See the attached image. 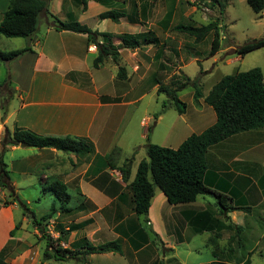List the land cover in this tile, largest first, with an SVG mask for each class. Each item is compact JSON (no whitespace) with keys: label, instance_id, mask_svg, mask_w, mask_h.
I'll use <instances>...</instances> for the list:
<instances>
[{"label":"crops","instance_id":"obj_1","mask_svg":"<svg viewBox=\"0 0 264 264\" xmlns=\"http://www.w3.org/2000/svg\"><path fill=\"white\" fill-rule=\"evenodd\" d=\"M60 1L68 7V11L63 14L62 18H59L60 22H69L72 17V20L88 26L86 20L92 2L102 6L99 7L100 10L96 16L98 20H101L99 19L100 14L109 10L124 12L126 16L118 23L102 20L113 22L116 26L115 32L100 31L88 27L100 33L113 34L116 36L114 41L116 45L120 44V37L125 35L138 39L142 44L135 49H120L116 62L109 58L95 67L94 61L98 57V48L95 43L88 39L87 35L56 30L53 24L47 23L44 28L38 25L36 37L26 39L27 43L24 48L29 47L32 52L25 53L14 61L0 63V90L6 86L10 90L6 104H3L4 100L0 93V141L6 133L13 134L16 130H26L40 137L82 140L92 148V151L84 154L63 153L50 148H26L27 152L31 153L20 167L16 168L15 163L11 165L6 163L10 184L16 195H18L16 190L21 188L22 181L30 186H35L36 179L32 175L35 173L34 170L40 167L43 169L39 176V182L42 185L50 180L60 181L67 186L72 197L76 196L75 198L80 202L96 206L102 205L94 214L105 210L104 217L109 224V229L113 225L112 232L119 235V239L128 242L118 232V229L124 225L127 227L126 221L132 220L136 225V233H139V220L134 216L132 210L130 216L124 214L123 206L126 201L122 194H124L126 185L134 180L139 163L146 159L140 158L134 169L133 163H135L139 153L136 150L144 146L134 144L131 140V131H129L130 108L144 97V88L141 87L151 82L149 80L146 83V78H152V84L149 87L154 88L157 94H160L157 76L160 75L161 71L167 70V60L171 58L170 56L165 59L163 53L172 55L174 52V48L168 47V30L171 27L172 8L171 10L161 8L157 10L153 7L154 0H135L137 8L132 12V0L128 9L125 7L116 9L114 7L118 5L120 0H111L108 4L89 0L86 11H83L80 6L76 13H72L71 4L73 1L68 0L70 3H66L65 0ZM218 1L220 2V0H216V4L219 6ZM225 1L228 5L230 0ZM8 5L9 0H0V23ZM223 6L226 9V5ZM55 14L58 15V13ZM197 22L194 21L193 26H203L197 25ZM208 24L205 23L204 25ZM176 27L174 26V29ZM164 33L165 37L162 38ZM98 41L103 43L104 39L99 37ZM0 42L4 44L2 39ZM199 43L195 42L193 38L194 45ZM235 49V47H230L229 51L233 50L231 54H236ZM182 50L180 48V51ZM0 51L11 52V50L3 51L1 49ZM223 52L227 54L228 49L222 50L221 47L212 56L216 62L218 59L215 58ZM188 55L189 57L184 58L181 53L174 52L176 61L179 59L184 63L178 68L183 73L188 59L194 56L193 58L197 60L196 54ZM240 58L242 57H228L223 61V64L233 65ZM120 68L125 70L123 79L118 78ZM184 75L186 74L184 73ZM8 76L11 79V84H4ZM137 91H141L140 96H133L132 94ZM206 95L204 94V96ZM194 104L196 105L195 108L187 105L183 114L178 112V119L168 123L166 130H164V137L161 140H155L154 143L162 147L170 145V148L177 149L189 136L201 134L216 123V115L208 111L203 98L198 103L194 100ZM4 105L6 111L3 109ZM169 109L171 108L166 110L161 108L153 116H144L140 120L142 139L146 140L149 132H151L150 140L151 142L154 141V133L163 124ZM116 147L120 149L117 167H122L126 159L133 158L128 183L123 182L119 170L111 169L107 164L106 159ZM22 149L24 148L20 146L12 147L7 153ZM206 162V184L214 191L233 198L235 205L250 207L246 192L248 188L254 189L261 195L259 201L263 208L258 214V220L264 222V127L236 134L210 147ZM133 170L135 171L134 177H132ZM14 175H18V177ZM0 191L3 196H6V192H3L1 187ZM75 191H80L81 194H76ZM18 201H20L19 195ZM226 202L228 204L227 200ZM16 205L17 202H13L10 209H0L1 229L3 227V231H0V252L5 247L7 248L8 255L5 260L7 264H9L7 259L11 253L9 245L18 231L14 237H10V232L18 223L14 213ZM209 206H212L211 209ZM217 206V202H213L211 205L203 196H199L193 203L173 206L168 204L163 193L157 194L149 211V224L154 227L152 234L158 235L157 238L160 243L164 244V248L168 249L169 253H165L164 255L167 256H163V259L157 255L158 262L152 258L142 261V254H139L150 245L151 240L137 251L128 242L133 254L137 256L135 259L138 257L141 259L140 261L137 259L136 264H164L165 262L171 264L170 262H174L176 246L186 242L184 235L188 227L193 228L195 234H200L199 231L203 229H205L203 232H210L209 229L213 228L214 232L220 233V239H222L224 235L220 229L231 223L239 233V238L235 235L229 237L230 251L234 252L239 249L243 245L240 240V231L243 229L241 218L252 216L253 208L250 207L248 212L225 210L223 214V211L218 210ZM165 211H167L166 216H164ZM215 220L219 223L215 224ZM91 224L93 222L87 227L89 228ZM64 228L68 229V227ZM74 232H76V237L78 231H73L70 235ZM86 236L93 245L98 243L94 238L95 231H88ZM130 236L136 237L135 234H130ZM166 237L172 242L170 240L168 242ZM72 243H69L68 240L67 246L70 247ZM215 247L217 250L215 248L214 250L218 253L219 246L217 243ZM155 250L157 251L156 248ZM169 254L172 255L169 256ZM92 256L88 258L91 259ZM243 263L244 260L238 258L236 264Z\"/></svg>","mask_w":264,"mask_h":264},{"label":"trees","instance_id":"obj_2","mask_svg":"<svg viewBox=\"0 0 264 264\" xmlns=\"http://www.w3.org/2000/svg\"><path fill=\"white\" fill-rule=\"evenodd\" d=\"M81 6L83 11L87 10L89 0H72ZM101 4H108L111 0H95ZM219 2V1H218ZM252 11L258 15L264 12V0H246ZM50 0H9L7 11L4 13L3 20L0 23V35L7 38H25L32 39L38 30L40 17L42 14L54 16L48 10ZM131 11L137 8V3L132 0ZM219 15L223 17L225 6L219 2ZM126 14L119 10H109L99 15L101 20H111L118 23ZM55 17V16H54ZM203 26H185L179 25L175 29L178 32L185 33L195 42L199 43L213 33L214 37L211 43L209 57L214 56L221 48V38L219 29V19ZM56 30L70 31L87 35L88 39L95 43L98 48V57L94 61L97 67L105 60L111 58L113 62L118 59L119 50L123 48L135 49L141 46V42L130 36L120 37V44H115V38L111 33H100L93 31L86 25H82L75 20L69 22H60L56 18L54 24ZM99 37L104 39L103 43L98 41ZM264 47V39L247 43L243 46L236 47L235 53L240 57H245L248 53ZM32 52L27 47L22 50L2 52L0 51V63H8L21 57L23 54ZM124 69L118 71V78H124ZM183 82L176 83L175 88L159 84V93H166L176 110L183 114L186 111V104L180 100L178 93L192 87L194 90V100L196 103L200 99L210 106L216 114V123L207 128L201 134H192L177 149L162 147L153 143L146 145L147 159L142 160L137 168L134 180L126 185L129 190L131 199V210L134 216L139 220L140 216H146L145 221L149 224V211L152 201L155 197L156 188L167 199L168 204L177 206L190 204L197 200L199 196L212 195L216 198L217 204L226 211L242 210L250 211V207L235 205L233 198L211 189L205 182L207 171L206 156L210 147L243 132L257 130L264 127V76L260 68H253L248 71H237L234 74L226 75L204 96L198 79H190L182 75ZM11 84L8 76L4 84ZM168 102L163 104V110L169 108ZM6 111L5 105L3 106ZM20 146L22 148L38 149H55L63 153L84 154L92 151L91 146L82 140L70 138L40 137L30 131L16 130L13 134L6 133L0 141V187L9 191V197L13 202L18 201V195L11 186L7 165L4 161V155L12 147ZM120 149L114 148L112 153L106 159L111 169H117L122 175L124 183H128L133 158L126 159L122 167H117ZM58 202V206L53 204L49 213L37 218L34 213H23L24 216H31L32 224L41 234V238L46 241V247L43 257L46 260H55L66 262L75 260L78 264H84L86 257L95 254H119L123 255L122 246L116 242H107L100 245H93L91 242L84 240V244L73 242L70 247H64L62 244L67 243L71 232L78 231L89 224L91 221H85L79 224H72L65 229L63 225L58 226V237L54 238L45 233L44 225L57 214H69L73 211L70 206L72 195L67 186L60 181L54 182L48 189ZM122 196L126 200L125 193ZM226 200L231 203L227 206ZM226 206H225V205ZM21 207L25 208L24 204ZM229 207V208H228ZM28 211L27 208H25ZM224 210V211H225ZM223 211V210H222ZM224 211L222 212L224 214ZM215 224L219 222L214 221ZM127 227L122 226L118 232L124 236L130 243L131 247L137 251L150 242L149 236L140 228L136 233V225L132 220L126 221ZM20 223L10 232V237H14ZM238 229V227H236ZM205 229L199 231L203 232ZM214 232L213 228L209 229ZM196 231V230H195ZM221 231V230H220ZM138 232V231H137ZM135 234L136 237L130 236ZM214 239H220V233L214 232ZM157 237L158 235L155 234ZM217 241H212L215 247ZM217 250V247H215ZM8 255L5 247L0 252V264L5 262ZM211 264H230L224 262H212ZM243 264H250V258Z\"/></svg>","mask_w":264,"mask_h":264},{"label":"rangeland","instance_id":"obj_3","mask_svg":"<svg viewBox=\"0 0 264 264\" xmlns=\"http://www.w3.org/2000/svg\"><path fill=\"white\" fill-rule=\"evenodd\" d=\"M65 1L66 3H70L68 0ZM220 3L226 5L223 17H220L219 15L220 8L216 4V0H154L153 5L154 9L157 10L160 8L164 10H171L172 8L170 16L171 27L168 30V47L174 48L173 51H176L179 54L181 53L184 58L189 57L188 54H190V56L196 54L197 60L199 61L193 58L194 56L188 59L186 61L184 73L192 80H199L202 92L205 95L210 92V90L221 80L222 77L234 74L237 71L244 72L253 68H260L264 76V47L248 53L245 57L240 58L239 61L235 62L233 65L227 66L223 64V61L226 58H236L238 56L237 54H231L233 53V50L229 51L230 47L236 48L253 41L264 39V12L261 15L254 13L247 4L246 0H230L228 5L225 0H220ZM91 4L86 24L95 28V30L115 32L116 26L113 22L102 21L96 18L98 10H100L99 7L102 6L96 4L95 2H92ZM71 5L72 13H76L77 9H80V6H76L77 4L73 2ZM118 5H115L114 7L116 9H122L124 7L125 9H128L131 5V0H120ZM48 10L52 13V15L54 14L55 17H51L46 13L42 14L39 23L41 28H44L47 23L49 25L56 24V18H62L63 14L68 11V7L65 4L63 5L60 0H50ZM55 13H58V15ZM219 17V24L221 25L219 28L221 47L222 50L228 49L227 54L231 55H227L225 52L221 53L215 58L218 59V62L214 60V57H209L211 43L214 37L213 33H210V36H208L202 43L194 45L193 38L174 29V26L179 25L193 26L194 21H198V24L196 23L197 25L216 22ZM72 19L73 18L71 17L70 20ZM191 20L193 21L191 22ZM163 37H165V33L164 36L162 35V38ZM0 39L4 41V44L0 42V49L3 51L22 50L27 43L25 38H7L0 35ZM180 48L183 50L180 51ZM174 52H172V55L168 54L169 56L163 53L166 57L165 59L170 56L171 58H168L169 60H167V70L161 71L160 75L157 76L158 81L162 85L168 86L172 89L176 87V83L183 82L182 75L184 74L182 70L178 69L179 66L184 63L179 61V59L176 61L177 59L174 56ZM149 80L151 81L150 84H152V78H146V83H148ZM150 84L148 83L147 85L141 87L144 88V97L138 101L136 105L130 108L131 115L129 117H131V123L129 131H131V140L134 144L144 146L142 148H137L136 150L139 153L138 156H136L135 163H133L134 169L136 167V162L139 161L140 158L147 159V151H145L146 145L149 142L155 144V140H161L164 137V130H166L168 123L176 121L179 117L178 111L173 106V102L170 100V97L166 93L157 94V91L154 88L149 87ZM0 93L2 94L4 100L3 104H6L7 97L10 96L9 87L6 86L3 90H0ZM140 93L141 91H137L132 95L139 97ZM178 95L180 100L184 102L186 106L189 105L192 108L196 107L195 104L193 105L194 90L192 87H187ZM165 101L168 102L167 104L171 109L167 111L163 124H161V126H159L157 131L154 133V141L151 142L150 140L151 132H149L150 136L148 135L146 140L142 139L140 135V120L144 116H153V114L159 112L161 108H163ZM207 109L208 111H211L213 115H216L210 106L207 105ZM169 146L170 145H168V147ZM6 153V156L4 155L5 163L9 165L15 163V167L18 168L23 164L22 162L28 158L31 152H27V149L24 148L17 152ZM34 172L35 173L32 177L36 179L35 186H30L28 183H24L22 181V184L20 185L21 188L16 190L20 201H17L14 213L17 222L20 223V228L17 231L14 240L9 245L11 253L7 261L9 264H78L75 260H68L66 262L55 261L53 259L46 260L43 257L46 241L41 238L39 231L34 228L31 216H23L24 212L27 214L34 213L37 218H41L49 213L53 204L58 206L56 199L51 195V192L47 190V188H49L54 181L50 180L48 183L42 185L41 182H39V176L41 175L40 173L43 172V169L37 167ZM44 172L47 173V171ZM134 172L135 171L133 170L132 177L135 175ZM14 176L18 177V175ZM2 191L6 192V196H3L0 191V209H10L13 201L9 197V191L4 189H2ZM75 192L76 194H81L80 191ZM246 192L249 200V206L253 208L254 213L252 216H244L241 218L243 229L240 231V240L243 245L239 249L234 252L230 251L231 243L229 242V237L233 235L236 237L239 234L237 233L234 225L231 223L226 224L222 229H220L224 235V237L220 240H215V235L212 232L195 234L193 228L188 227L184 235L186 242L183 245L176 246L175 261L170 263L210 264L213 261H219L236 264L238 258L244 261L250 258V264H264V222L258 220V214L263 208L259 201L261 195H259L252 188L246 189ZM124 193L127 197L125 200L126 203H124L123 206L125 210L124 214L126 216H130L132 213L131 199L129 190L126 187L124 189ZM70 194L72 193L70 192ZM157 194H160V190L158 188H156L155 196ZM75 197L76 196H73L70 204V206L73 207V211L69 214L57 213L47 225H44L45 233L57 238L59 235L57 232L59 225L69 227L72 224L83 223V221H91L89 224L92 222L93 224L89 225V228L85 226V228L78 230L76 237V232L70 235L68 239L69 243H72L73 240L74 242L76 241L82 245L84 244V240L82 239L86 238L87 241H89L86 236L87 232L95 231L94 238H96L98 245L116 241L122 246L124 254H95L91 259L88 258L89 256L86 257L84 264H136L137 259H139L137 261L141 260L139 257L135 259L137 256L133 254L132 249L126 240L119 239V235L112 232L111 228H113V225H111L109 229V224H107L106 218L104 217V214H106L105 210L96 215L94 214L98 212L102 205L96 206L82 201L80 202V200H77ZM203 197L211 205H213V202H216V198L212 195H204ZM21 203L26 206L25 208H27L28 211L21 207ZM225 204L227 206H231L230 202ZM211 207L212 206H209L210 209ZM217 209L220 211L225 210L219 205L217 206ZM212 211H214L213 208ZM166 215L167 211L164 212V216ZM145 217L146 216L139 217V225L147 236L150 237L151 243L148 247L144 248L143 252L139 255L142 254V261L143 259L146 261L147 258H152L153 260L156 259V262H158L159 258H157V255L163 259V256H167L164 254L169 253V251L168 249H165L164 244H161L159 239L152 234L154 227H151V224H147ZM155 226L158 225L156 224ZM0 231H3V227L1 229V224ZM166 240L169 242L170 239L166 237ZM213 240L217 241V245L219 246L218 253L214 250L215 247L212 244ZM170 241L172 242V240ZM235 241L233 242L235 243ZM67 245V243H63L64 247H68ZM171 255L172 254H169V256ZM164 264L168 263L165 262Z\"/></svg>","mask_w":264,"mask_h":264}]
</instances>
